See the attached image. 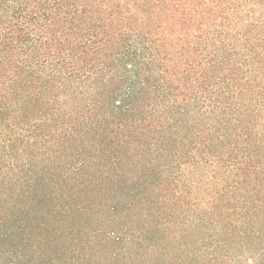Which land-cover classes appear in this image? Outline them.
<instances>
[{
    "label": "trees",
    "instance_id": "1",
    "mask_svg": "<svg viewBox=\"0 0 264 264\" xmlns=\"http://www.w3.org/2000/svg\"><path fill=\"white\" fill-rule=\"evenodd\" d=\"M0 264H264V0H0Z\"/></svg>",
    "mask_w": 264,
    "mask_h": 264
}]
</instances>
